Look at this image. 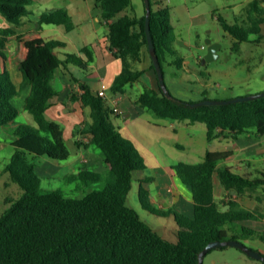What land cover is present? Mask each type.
Instances as JSON below:
<instances>
[{
	"label": "trees",
	"instance_id": "trees-1",
	"mask_svg": "<svg viewBox=\"0 0 264 264\" xmlns=\"http://www.w3.org/2000/svg\"><path fill=\"white\" fill-rule=\"evenodd\" d=\"M32 1L0 0V15L9 25L16 26L29 12L27 6ZM142 3L140 15L120 14L127 7L133 8V0H95L101 20L107 24L110 46L123 63L110 85L111 95L125 94L129 86L139 80L144 70L132 68L129 59H139L145 49L150 57V68L156 75V87L142 88L136 98L140 107L162 118L203 122L209 142L246 132L262 136L264 96L191 106L192 101L172 94L167 97L163 93L148 50L144 0ZM156 3L150 0L149 14L156 53L163 72L164 64H168L179 74L182 57L167 58L169 53L176 54L170 35L173 30L170 12L167 7L153 8ZM244 14L240 22L233 23L220 15L217 17L222 28L235 38L234 49L242 42L254 41L250 35L257 34L258 25L264 21L258 0H250ZM39 23H63L67 29L73 27L65 8L42 12ZM61 45L63 41L45 39L38 29L17 33L10 26L0 27V126L9 129L14 147L5 170L23 190L17 197L6 198L7 206L0 213V264H199L198 253L210 241L240 239L241 236L264 241V228L242 224L259 220L261 216L256 210L241 207L232 194L219 200L215 196V177L224 190L236 196L264 185V170L252 175L236 172L228 165H218L233 153L232 149L207 150L199 162L177 161L172 165L177 178L190 188L193 202L190 216L172 208L153 206L144 187L153 177L139 178L141 205L158 215H173L178 226L176 241L166 239L142 219L126 199L132 187L133 172L146 167L145 158L135 143L111 122L109 114L114 111L108 99L85 84L81 85L83 91L72 98L90 108L91 121L83 130L88 136L85 145L99 148L109 172L108 182L105 187L92 189L82 196H67L59 189L42 190L36 163L27 155H47L54 160L69 157L61 125L48 119L45 111L55 95L52 79L56 71L69 63L82 66L81 57L73 54L61 57L56 51ZM81 51L89 53V47L84 46ZM14 67L22 74L19 86L11 76ZM25 87L28 92L23 109L31 114L35 125L15 121L20 109L13 100ZM208 97L204 91L201 99ZM98 178V172L82 167L69 176V179ZM226 204L228 207L223 209ZM236 223H241L239 233L235 231Z\"/></svg>",
	"mask_w": 264,
	"mask_h": 264
},
{
	"label": "rangeland",
	"instance_id": "rangeland-1",
	"mask_svg": "<svg viewBox=\"0 0 264 264\" xmlns=\"http://www.w3.org/2000/svg\"><path fill=\"white\" fill-rule=\"evenodd\" d=\"M249 2L250 0H170V2L162 0L164 7H168L170 11L173 25L170 35L176 50V54L169 53L167 58L170 60L175 56H180L187 59L190 66L195 68V74H189V78L201 79L202 81L210 79L211 82L218 83L219 85L215 88H207L210 95L235 97L254 94L264 90V44L252 45L251 42H242L238 49L232 48L235 38L222 28L217 18L212 17V11H215L217 15L220 14V16L230 23L235 21L240 22L245 17L244 10ZM205 6H209L206 17L195 18V12H203L207 9V7L205 9ZM133 8L131 6L127 7L125 11L133 14ZM262 9L264 10V6L260 7V10ZM207 39H210L211 42L219 43L220 47L217 50V57L202 63L201 59L207 51ZM247 46L251 47L250 50H246ZM171 68L170 65L164 64V79L169 91L174 94L179 91L180 93L177 96L181 98L191 95L185 89L188 87L182 86L183 84L178 78L171 79L169 74ZM15 75V73H11L14 80H16ZM13 102L20 107L18 98L15 97ZM149 113L145 114V117H148L147 119L153 122L164 123L163 121H167L168 123L170 121L167 118L158 117L151 112ZM109 116L114 124L122 119L121 115L116 116L113 112H110ZM15 121L35 125L31 114L25 109L21 110L20 115ZM178 123L182 122L178 121ZM179 132L176 133L169 127L164 128V130H150L149 135L152 134L153 137V139L151 138L152 148L165 158L166 164L173 165L177 161L199 162L204 158L207 150L232 148L233 146L231 141L223 142L222 144L217 140L209 142L205 136V124L203 122H196L189 128H185V130ZM122 134H124V130H122ZM189 135H193L192 139H190ZM176 140H179L184 147L175 145ZM90 146L98 157L95 163L88 166L89 169H93L99 173V178L96 180L69 179L70 175L76 174L79 170V164L74 168L71 163L75 159L73 153L67 159L53 160L55 162L46 160L49 159L47 155L28 154V158L36 163V171L40 176L41 189H59L67 196H82L92 189L105 187L108 182V169L101 160L99 148L95 145ZM13 149L9 129L5 126H0V213L7 206L6 198L17 197L23 192L18 183L13 181L8 171L5 170V165L10 159ZM145 155L146 167L133 172L132 187L127 196L126 203L135 208L141 218L155 228L162 236L170 241H176L178 226L173 215H158L141 205L138 196L139 181L137 178L154 176L153 183H144V187L148 190V193L151 192V197L155 199V201L152 200L151 202L153 206L159 207V200H162L166 202L163 208H172L179 213L190 216L189 212L185 211V209L188 210V206L184 204L183 206L180 205L178 200L175 201L177 205L173 206L170 204L166 188H162V191L158 192L159 194L156 192L154 184L167 183L170 173L165 168L154 167L153 162L150 161V156L146 152ZM225 164H229V162ZM250 164L253 170H264V154L250 158ZM253 174L257 173L253 172ZM215 179L217 178L215 177ZM218 189L216 185L215 191L218 192ZM227 193L231 194L230 192ZM227 196L228 194L221 195L220 197L227 199ZM243 198L255 202V209H260L263 216L260 217L258 224H251V222H242V224L253 225L259 229L264 228V189L255 188L249 191ZM178 206L183 208V210ZM240 224L236 223V233L240 231ZM239 240L248 247L264 254V241L261 239L241 236ZM203 264H261V260L249 256L234 245L226 244L208 250L203 256Z\"/></svg>",
	"mask_w": 264,
	"mask_h": 264
},
{
	"label": "crops",
	"instance_id": "crops-1",
	"mask_svg": "<svg viewBox=\"0 0 264 264\" xmlns=\"http://www.w3.org/2000/svg\"><path fill=\"white\" fill-rule=\"evenodd\" d=\"M156 1L157 3L154 7H164L162 0H160L161 2L159 0H155V2ZM167 2H170V0H167ZM258 2H261L259 4L260 7L264 6V0H258ZM133 4V13L140 15L143 12L142 0H133ZM27 7L29 12L22 17L20 23L16 26L9 25L7 21L4 20V17L0 15L1 28L10 26L17 33L38 29L45 39H59L63 41V45L56 48V51L61 57H65L67 54H73L81 57L82 66L69 63L67 66L60 67L56 71L52 79V83L55 88V95L50 99V104L46 109L45 114L48 119L54 120L61 125L63 129V137L67 146L69 145L68 148L70 150V154L73 153L75 155V159L71 162L73 167L76 168V165L79 164L78 169L81 167L89 169L88 166L98 160V157L94 154L92 147L90 145H85L88 140V136L84 134L83 130L91 121L90 108L88 106H83L78 99H73L72 96L74 94L81 93L83 91L81 85L85 84L89 86L93 92H98L100 89H103L105 91L104 98L108 99L109 104L112 106V98L117 94L111 95L109 88L115 76L122 69V60L115 56L114 48L110 46V41L107 36V24L101 20V12L96 6L95 0H33ZM57 8H65L68 11L73 23L72 28L67 29L63 23H39V16L42 12ZM205 9L206 10L203 12H195L194 17L205 18L209 10V6H205ZM123 13L127 12L123 10L120 14ZM262 13L264 14L263 9ZM212 17H218L215 11H212ZM258 26V33L250 35V37L254 40L251 41L252 45L264 44V21H262ZM84 46L89 47V53L81 51V48ZM250 48L251 47L247 46L246 50H250ZM129 61L132 68L143 69L144 72L139 80L133 82L129 86L125 94H120L121 97L117 102L118 110L113 112V114L116 116L121 115L122 119L116 124L112 121L111 122L121 133L122 130H124L123 135L130 138L135 143L145 159V152L150 156V161L153 162L154 167L165 168L169 171L170 177L167 175L169 177V179H167L169 180L167 183L161 182L160 184H154L156 192L158 193L159 191H162V188H166L170 198V204L175 206L177 205L175 201L178 200L180 205L183 206L184 204L188 206V210L185 209V211L192 215L193 202L189 186L183 184L177 178L172 165L166 164L164 160L165 158L159 155L156 150L152 148L153 145H151V142L153 137L152 134L149 135V133L151 129L164 130V128L167 127L173 129L176 133H180L179 131L189 128L196 122L188 123L186 120H180L182 123H178L179 120L169 119L170 121L168 123L167 121L160 123L147 119L148 117H145V114H148L151 111L140 107L136 102V98L144 86L156 87V75L150 68V57L147 55L145 49H142V54L139 59L135 60L131 58ZM180 65L181 68L179 70V74L175 73L174 68L171 65L170 66L172 68L169 74L171 79L178 78L180 82H182V86L188 87L185 89H187L191 95L181 98L177 96L180 93L179 91L175 94L172 92V95L187 101H197L202 98L203 92L207 91L209 97H217L210 95L207 88H215L219 85L218 83L211 82L210 79L202 81L201 79L189 78V74H195V68L191 67L188 60L185 58H182ZM12 72L16 74V80L13 79V81L17 86H19L22 80V74L16 67L11 69V73ZM27 92L28 87H25L21 94L16 96V98L20 101V107L16 105L20 109V112L23 109V100ZM226 97L230 96L219 98ZM192 136L193 135H189L190 139H192ZM214 140H217L220 144L230 141L233 143L232 148H224L232 149L233 153L228 158L220 162L218 164L219 166L228 165L236 172L258 175L260 170H253L250 164V158L264 154V134L256 137L253 133L246 132L235 136L217 137L212 141ZM175 145L178 147H184L179 140L175 141ZM46 160L55 162L53 161L54 159L51 158ZM227 162H229V164H225ZM253 172H256L257 174H253ZM152 177L153 178L148 181L149 183H153L154 176ZM137 180L139 181V178H137ZM216 185L219 189L218 192L215 191V196L219 200L221 198L220 196L228 194V191L223 189L218 179H214V190ZM257 188L264 189V185ZM150 193L151 192H149L150 202H152V200L155 201V199L151 197ZM247 193L243 196H236L234 193L231 194L241 207L254 209L260 216H263L260 209H255V202H252L247 198H243L247 195ZM165 203V201L159 200V207L163 208ZM224 206L227 208L228 204ZM178 207L181 208L180 206ZM181 209L183 210V208ZM258 222L259 220L251 222V224H258Z\"/></svg>",
	"mask_w": 264,
	"mask_h": 264
},
{
	"label": "water",
	"instance_id": "water-1",
	"mask_svg": "<svg viewBox=\"0 0 264 264\" xmlns=\"http://www.w3.org/2000/svg\"><path fill=\"white\" fill-rule=\"evenodd\" d=\"M144 5H145V9H146L145 31H146V37H147L148 50H149V53L151 55L154 67H155V71L157 74L159 85H160L163 93L167 97H170L171 92L169 91V89L167 88V85L165 83L164 72H163V69L161 67L158 55L156 53V49L154 46L152 35L150 33V26H149L150 0H144ZM206 44H207V51H206L205 55L203 56V58L201 59L202 63H205L206 61H210V60L214 59L215 57H217L218 56L217 50L220 47L219 43L211 42L210 39L206 40ZM261 96H264V90L257 92V93H254V94H246V95H240V96L229 97V98H218L217 99V98L208 97V98L200 99L197 101H192L190 103V105L194 106L197 104H220V103H227V102H234V101H244V100H250V99H254L257 97H261ZM223 209H226V207L223 206ZM226 244L234 245V246L238 247L239 249H241L242 251H244L249 256L257 258L261 261H264V254H262L260 251L254 250V249L248 247L239 239L229 238V239H224V240H213V241L208 242L204 246V248L198 253L199 264H203V256L205 255V253L209 249H211L213 247H217V246L226 245Z\"/></svg>",
	"mask_w": 264,
	"mask_h": 264
},
{
	"label": "built area",
	"instance_id": "built-area-1",
	"mask_svg": "<svg viewBox=\"0 0 264 264\" xmlns=\"http://www.w3.org/2000/svg\"><path fill=\"white\" fill-rule=\"evenodd\" d=\"M98 94L99 95H101V96H105V91L103 90V89H100L99 91H98ZM120 94H117V95H115L113 98H112V103H113V111L114 112H116L117 110H118V108H117V102L119 101V99H120Z\"/></svg>",
	"mask_w": 264,
	"mask_h": 264
}]
</instances>
